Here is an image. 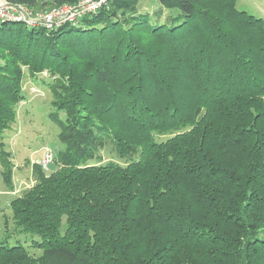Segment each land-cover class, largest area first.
Returning a JSON list of instances; mask_svg holds the SVG:
<instances>
[{
  "label": "trees",
  "instance_id": "obj_1",
  "mask_svg": "<svg viewBox=\"0 0 264 264\" xmlns=\"http://www.w3.org/2000/svg\"><path fill=\"white\" fill-rule=\"evenodd\" d=\"M140 1L52 31L0 22L7 188L24 69L47 73L64 145L9 204L42 253L0 242V264H264V21L237 0Z\"/></svg>",
  "mask_w": 264,
  "mask_h": 264
},
{
  "label": "rangeland",
  "instance_id": "obj_2",
  "mask_svg": "<svg viewBox=\"0 0 264 264\" xmlns=\"http://www.w3.org/2000/svg\"><path fill=\"white\" fill-rule=\"evenodd\" d=\"M28 6V5H27ZM156 6L155 0H142L138 8L140 11L151 10ZM31 10L45 11L42 6L30 7ZM236 8L245 11L264 21V0H237ZM24 76V100L17 106L16 120L10 129L3 133V146L12 164V190L5 185L1 175L0 163V242L8 246L22 245L34 257L39 256L42 250L34 242H41V238L32 234H18L13 225L12 213L9 207L11 199L19 196L24 190L34 184L32 165H38L43 151L49 148L56 155L64 145L58 139L59 126L49 118L53 112L51 106L52 94L45 80L47 73L31 77L26 69ZM63 118V113L60 114ZM162 136L161 139H165ZM104 161L113 160L114 156L103 152ZM134 157L133 159H136ZM126 161V160H124ZM55 170V165L48 167L46 173ZM63 230V227H62Z\"/></svg>",
  "mask_w": 264,
  "mask_h": 264
},
{
  "label": "built area",
  "instance_id": "obj_3",
  "mask_svg": "<svg viewBox=\"0 0 264 264\" xmlns=\"http://www.w3.org/2000/svg\"><path fill=\"white\" fill-rule=\"evenodd\" d=\"M110 0H78L74 4L51 6L45 11H33L27 5L0 0V22L23 23L31 28L48 31L66 24H76L86 15L94 14L108 6ZM55 154L49 148L43 151L38 165L43 171L54 163Z\"/></svg>",
  "mask_w": 264,
  "mask_h": 264
}]
</instances>
